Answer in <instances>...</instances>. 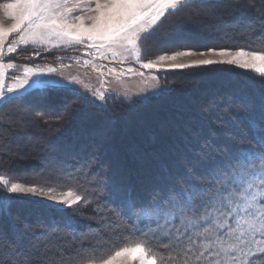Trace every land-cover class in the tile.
I'll list each match as a JSON object with an SVG mask.
<instances>
[{"label": "rangeland", "instance_id": "1", "mask_svg": "<svg viewBox=\"0 0 264 264\" xmlns=\"http://www.w3.org/2000/svg\"><path fill=\"white\" fill-rule=\"evenodd\" d=\"M194 1L207 0H189V2ZM230 1L238 6L236 0ZM7 2H11V0H0V4ZM253 5L257 6L251 8L255 10V15L253 17L247 16V20H241V17L234 14L235 6L233 7V5H225V8H231L230 11L213 8L199 13L186 12L181 17L182 20L186 19L184 22L180 23L178 21L176 25L174 24L160 31L164 37L162 43L155 41L156 39L150 41V46L156 48L155 51H152V57L148 56L147 59H143L141 54L139 61L129 53L121 54L120 49H114L117 52L115 56H113L112 51L102 50L104 55L101 56L97 49L88 48L86 44L60 43L54 47L55 41L43 45H33L32 43L27 46L20 45L16 53L9 54L7 45L17 41L21 34L20 32L12 33L5 41V56L0 58V62H11L16 65L15 68L5 69L6 85L13 83L14 78L17 76L23 78L25 67L45 70L48 67H53L56 68V71L54 73L45 71L42 75L32 77L30 84L16 93H7L5 88L7 99L0 100V105L12 97L33 90V88L52 87L49 86L50 83H67L72 90L79 92L93 104L106 106L112 103V100L133 104L161 94L168 87L162 81L164 72H185L194 68L223 65L226 68L230 67L238 71L255 73L237 65L226 63L184 69L169 68V65L174 63L192 64L194 61L203 59L216 61L226 59V57L214 54L209 49L217 51L221 49L235 51L239 48L245 50H250V48L264 49V13L257 10L259 7H264V0H253ZM220 8H224V6ZM87 14L92 15L94 13ZM85 22L91 23L87 20ZM14 23L15 20L0 9V27L7 29ZM257 30L261 34L255 37L254 31ZM181 34L185 35L181 37ZM187 45L190 47L172 49ZM208 45L211 47L204 48ZM139 46L141 48V44ZM163 48L165 50H159ZM32 49L39 51L40 54L38 56L33 55ZM60 50L66 52L57 56V61L51 59L44 64L34 63V61L45 59L48 55L46 53ZM178 51H191L195 54L180 56L174 61L165 60L159 65V71L144 69L141 66L144 62L155 60L159 55H172ZM202 52L205 54L200 55L199 53ZM129 69H132V71H129ZM220 70L209 68L206 72L209 73L208 76H215L217 80H222L226 76ZM190 74L187 78H181L180 83L186 84L191 81L193 85H197V83L207 84L201 78L196 77L201 75H197V73ZM211 89L212 91L216 90L213 87ZM98 91L105 93L107 96L105 101L98 99L96 95ZM219 99L218 104H220V107L218 104L214 106V101L211 102L213 106L210 107L205 102V97H200L196 101L188 100L191 104L189 105L191 110L199 114H196L197 117L195 116L188 122L187 136H177L179 141L184 142V145H190L189 147L186 146L184 150L174 143V135L176 134L173 132L174 128L170 123L173 114L169 115V110L156 113H154L155 111H148L146 114L137 115L133 108L128 109L129 111L121 108L118 113L114 112L113 115L108 117L109 120L119 118L120 121V126L117 129L118 133L111 135V132H113L112 126L106 125V121L101 125H91L89 122L91 113L86 116L83 111H73L74 107L71 103L59 109L55 107L52 112L51 109L49 111L38 109L29 114L25 113V108L24 110L19 108L20 110L16 109V112L14 110L12 112L8 107L6 112L11 111L13 115L10 120L11 123H15V127L18 129L26 127L25 129L28 132L24 135H18L16 138L10 137L11 140L2 146L4 154H1L2 158H0V175L10 177L12 181L24 183L26 186L43 187L45 189L54 187L57 192L72 186L79 194L81 193L80 195L86 196V201L68 208L54 203L42 192L9 195L65 212L77 220L78 225L80 222L85 224L88 222L90 230L85 229L83 231L84 229H82L77 238H72L73 234H76L72 232L76 230L67 228L63 223H60L61 227H57L50 221H44L43 223L37 221L36 225L30 226L31 230H28L26 234L27 239H22V246L18 248L17 244H13L9 245L10 248L0 249V264H22V262L23 264H84L87 258L93 257V250L99 251L100 249H103L100 256L106 258L112 247L127 239H132L130 233H134L126 216L129 212L127 205L123 204L125 202L115 204L116 199L112 198V194L114 196L117 193L116 195L124 197L125 194L131 192L132 196L137 198V202L141 200L142 202H149L154 194L161 193V191L167 193L174 185L187 187L188 184L193 182L207 183L212 170L220 166H226L233 156L230 153L232 145L234 143L244 144L249 141L247 137L240 139L244 133H238V130H245L243 127L247 126L252 120L262 123L261 120L254 117L248 120L241 119L239 114L248 111V109L244 108L243 105L241 107L235 104L234 97L232 98L228 93H223ZM262 107L263 110L264 106ZM256 108L257 106L252 105L254 110L253 112L248 111L249 114L258 117ZM182 109H184L182 113L188 112L187 114H189L187 108L183 106ZM65 110L71 114L72 111L74 112V115H70L69 118L73 121V125L68 130L65 128L66 136L70 138L71 143L78 140H82L86 144L89 142L87 146H93L90 147L89 153L76 152V150L67 151L65 146H71V143H66L65 140L62 143H60L61 141L50 143L48 138L42 136V133L54 132L59 129L43 124L45 121L50 120L48 116L67 115L64 112ZM44 111L47 115L45 117L41 115ZM155 115H157L156 118H160V121L156 123L153 118ZM262 116L264 115L262 114ZM139 120L146 123L144 125L145 129H142ZM149 120L154 123L149 124L151 122ZM199 121L206 127L204 131L199 130ZM117 124L119 125V122ZM153 124H155L158 135L155 134L154 129L152 131L147 129L154 127ZM211 126L218 129L211 132L209 131ZM247 127H250V125ZM138 132L139 135H137ZM54 134L57 133L54 132ZM77 134H80L81 138ZM144 136L147 137L144 138ZM94 142L97 143L96 146L92 145ZM86 144L80 148L84 149ZM110 145H112V148H110ZM109 148L111 151H106ZM151 148H154L155 152L147 156L146 153H149L148 151ZM74 152L78 153L79 157L73 155ZM118 157L121 158L120 163L122 165L128 166L129 163L130 169L125 170V172L115 169L114 162L116 161L114 160H117ZM167 165L169 169H167ZM186 170L190 173H186ZM118 181L125 184V187L117 185ZM185 181L188 184H185ZM130 182L132 185L129 184ZM32 214L37 215L36 211ZM59 228L66 235L62 234Z\"/></svg>", "mask_w": 264, "mask_h": 264}, {"label": "snow or ice", "instance_id": "2", "mask_svg": "<svg viewBox=\"0 0 264 264\" xmlns=\"http://www.w3.org/2000/svg\"><path fill=\"white\" fill-rule=\"evenodd\" d=\"M188 3L189 0H11L0 4V9L15 20L10 28L0 27V58L5 56L7 38L20 32L19 39L7 45L9 54L16 53L20 45L55 41L54 47L60 43L86 44L97 49L101 56L102 50L112 51L115 56L114 49H120L121 54L129 53L139 61L142 54L139 45L148 34L162 18L175 14ZM236 3L244 8L255 6L253 0ZM257 10L264 13V7ZM209 51L226 59L174 63L169 68L226 63L264 77V49ZM193 54L178 51L159 55L141 66L159 71L161 62ZM15 67L11 62H0V100L7 99L5 88L7 93H16L29 85L32 77L56 71L53 67L46 70L25 67L23 78L17 76L6 85L5 69ZM96 95L101 101L107 99L103 91ZM37 192L68 208L86 201V196L72 186L57 192L54 187L26 186L0 175V202L5 206L11 202L9 194ZM126 203L130 213L139 209L133 225L135 232L130 233L133 238L112 247L106 258L100 256L103 249L93 250V257L84 264H264V123L258 128L255 146L241 148L226 166L213 169L206 184L174 185L167 193L154 194L146 205H138L129 195ZM172 220L178 223L170 228ZM145 221L156 227L146 225Z\"/></svg>", "mask_w": 264, "mask_h": 264}, {"label": "trees", "instance_id": "3", "mask_svg": "<svg viewBox=\"0 0 264 264\" xmlns=\"http://www.w3.org/2000/svg\"><path fill=\"white\" fill-rule=\"evenodd\" d=\"M225 5L227 6L233 5L234 7L236 4H233V2L230 0H207V1H202V2L194 1V2H189L187 5L181 7V9L177 11L175 14L167 15L160 22V24H158L154 28V30L147 36V39L144 40L143 43L141 44L143 59H147L148 56H151L153 54L152 51L156 50L155 47L150 46V41L153 39H156L155 41L162 43L164 41L163 39L164 37L162 36L163 33H161L160 31L166 29V27L173 26L174 24L176 25L178 21L180 23L184 22L186 19L182 20L181 17L186 12L187 13L191 12V14L195 12L199 13L204 10L213 9V8L214 9L218 8L217 10H221V11H230L231 8L230 9L225 8L226 7ZM223 6L224 8H220ZM235 7H234V12H235L234 14L237 15V17H241L242 18L241 20L243 19L245 20L247 16L253 17L255 15V10H252L253 9L252 7L244 8V7H240L239 5L237 6V8ZM254 33H255L254 35L255 37L260 36L261 34V32L258 30L254 31ZM183 35L185 34H181L180 36L183 37ZM182 47H190V46L188 45L187 46H177L172 49L182 48ZM210 47L211 46L209 45L204 46V48H210ZM159 50L161 51L165 49L163 48ZM32 52H36V51L32 49ZM65 52L66 51L64 50L54 51L51 53L48 52L46 53V55L47 54L48 55L45 57V59L40 60V61H34V63L44 64V63L49 62L51 59H54L55 61H57L56 60L57 56L63 55L65 54ZM209 68L221 69L220 70L222 71L221 73L224 74L226 77L222 80L219 79L220 80L219 81L216 79L215 76L214 77L208 76L209 73L206 71L209 70ZM190 73H197V75L198 74L201 75V76H196V77L201 78L207 84L205 85V84L197 83V85L196 84L193 85L191 81H189L186 84L180 83V79L183 77L187 78L188 75H191ZM162 81L164 82L166 86H168L164 92H162L161 94L157 96H153L146 101H138L133 104H128L127 102H121V101H116V100H114L115 101L114 102L112 100V103H109L106 106H98L88 101L87 98H85L79 92L69 89L67 87H62V86H52V87H45L42 89H33L19 96L12 97L0 105V158H2L1 154L2 155L4 154L2 152V146L11 140L10 137L16 138L18 135H21V134L24 135L25 133L28 132L25 129L26 127L18 129L15 127L16 126L15 123H11L10 121L13 116L12 115L13 110L14 111L16 109L20 110L19 108H22V110H24L25 108L24 111L27 114L32 113L33 111H37L38 109L39 110L42 109L45 111H49V109H51L50 111L52 112L55 110L54 109L55 107L59 109L62 107H66L69 103H71V105L74 107L73 111L74 110H80V112L83 111V113L86 114V116L88 113H91V115H89L90 116L89 122L91 123V125L93 124L101 125L102 123H105L104 121H106V125L112 126L113 132H111L112 133L111 135H114V134L116 135V133H118L117 129H118V126H120V121H119V118H117L116 120H113V119L109 120L108 117H110V115H113L114 112L118 113L119 109L121 108L123 110H128V109L131 110V108H133V111L137 115L144 114V113L146 114L148 113V111H151V112L155 111L154 113H156L160 111L163 112L164 110H169V113H170L169 115L173 114L171 116L172 121H170V123L172 124V127L174 128L173 132L176 134L174 135V139H175L174 143H176V145L182 150L186 149V146L189 147L190 145H184V142L179 141V138L177 136L179 137L183 135L187 136L186 130L188 127L187 126L188 122H190L195 116L197 117L196 114H199V113H194L191 110V108L189 107V105L191 104L189 102L199 100L200 97H205V102L209 104V106L211 107L213 105L214 106L217 105L220 102L219 97H221L223 93H228L229 96H231L232 98L234 97L235 104H238L241 107L243 105V107L247 108L249 112H253L254 110L252 109V105L254 107L257 106L256 114L258 117L250 115L248 111H244L242 114H239L240 116L238 115L241 119L248 120L249 118L251 119L254 117V118L261 120L262 123H264V116H262V114L264 115V109L263 110L261 109L263 108L262 106H264V77H260L256 73H247V72L231 69L230 67L226 68V66H223V65H214L212 67L208 66V67H200L199 69H196V68L189 69L185 72H181V71L164 72ZM211 87H213L216 90L212 91ZM184 101H188V102H184ZM212 101H214L213 105L211 103ZM183 106L187 108V110L189 111V114H187L188 112L182 113V110H184L182 109ZM218 106L220 107V104H218ZM8 107H9V110H12V112L11 111L8 113L6 112V110H8ZM145 110L147 111L145 112ZM45 111L41 114L44 117L47 116L45 114ZM73 111L71 114V113H68L67 110H65L64 112L67 115L61 114V115H58V117L51 116V115H50L51 117L48 116L50 120L48 122L45 121L43 124H48L52 128L57 127L59 129L54 131L57 134H54V132L51 131V132L44 133V134L42 133V136H45V138H48V141L50 143H53V141L57 143L61 141L60 143H62L63 140H65L66 143L68 142L71 143L70 138L66 136L65 128L68 130V128L73 125V121L69 119L70 115L72 116L74 115ZM37 117L39 116L37 115ZM156 117L157 115L153 116V118L155 119L154 120L155 123L160 121V118L159 117L156 118ZM118 122H119V125L117 124ZM138 122L141 125L142 129L146 128L144 127L146 123H143L140 120ZM154 122L151 121L149 122V124L154 123ZM198 124H200L199 130L204 131L206 127H204L200 121ZM153 125L154 127H149L147 129H149V131H152V129H154L155 134L158 135L157 129L155 128V124ZM248 125H250V127H247ZM248 125L245 126L246 128L243 127V129L245 130H241V129L238 130V133H241V132L244 133L240 137V139L247 137L249 141L247 143L245 142L244 144H239V145L238 143H234L232 147L230 148L231 149L230 153L232 155L235 154L241 148L247 149L249 147L255 146L257 131L261 123L254 122L252 120L249 122ZM216 129L218 128H215V127L212 128L211 126V130L209 131L212 132V130L215 131ZM77 135L81 138L80 134H77ZM137 135H139V132L137 133ZM145 137L147 136H144V138ZM58 139L59 141H57ZM238 141H241V140H238ZM71 144H72L71 146H65L67 151L76 150V152L89 153L91 150L90 147H93V146H87L89 142L88 144H86V142L82 140H78L77 142H74ZM84 144H86V147H84V149L80 148L84 146ZM92 145L96 146L97 143L94 142ZM110 148H112V145H110ZM110 148L106 149V151H111ZM148 152L149 153H146L147 156L154 153L155 149L151 148L149 149ZM73 155L78 156V153L74 152ZM117 156H119V154H117ZM114 161H116L114 162L116 166L115 169H119L122 172H125V170L130 169L129 163H128V166L122 165V163H120V161H122L120 157H118L117 160L115 159ZM167 169H169V166L167 167ZM186 173H190V172L186 170ZM118 182L119 183H117V185H121L125 187V184L120 183V181ZM129 184L132 185L131 182ZM200 184H206V183L201 182ZM116 194H114V196L112 194V198L116 199L115 204H118V202L119 203L125 202L123 204L127 205L126 202H127L129 195H131V197L134 198L136 202L138 201L137 198L132 196L131 192H129L128 194H125L124 197H120L119 195H116ZM10 197H11V202L7 206H5L2 202H0V249L1 248L5 249L8 247L10 248L9 245H13V244H17L16 246H18V248L22 246V241H23L22 239L24 240L25 238L27 239L26 234L28 230H31L30 226L36 225L37 221H39L40 223H43L44 221H50L53 224H55V226L57 227H61L60 223H63L67 228H72L76 230L75 232H72V233H76V234H73L72 238L74 237L77 238L79 236V233L82 232V229H84L83 231H85V229L90 230L88 226L89 224L88 222H86L87 224H85L84 222L83 223L80 222V224L78 225L77 220H75L71 215L65 212L52 209L48 206H41V205H38L26 199L14 197V196H10ZM148 203L149 202L147 201L142 202V200L140 202H137L138 205H146ZM35 211L37 215L34 216L32 212H35ZM136 212H139V209H137ZM136 212H133V213L128 212L126 215L133 232H135V227L133 225L136 224ZM160 223L163 224V220H161ZM177 223H178L177 220H172L171 223L168 225V227L171 228L177 225ZM145 224L150 225L153 228L156 227L154 223H151L149 221H145ZM60 231L62 234L64 233L66 235V233L63 230H60Z\"/></svg>", "mask_w": 264, "mask_h": 264}, {"label": "crops", "instance_id": "4", "mask_svg": "<svg viewBox=\"0 0 264 264\" xmlns=\"http://www.w3.org/2000/svg\"><path fill=\"white\" fill-rule=\"evenodd\" d=\"M56 69V68H55ZM49 86H65V87H69L71 88V86L69 84H60V83H50ZM45 87H48V86H45ZM45 87H42V88H45ZM33 89H41V88H33ZM72 89V88H71ZM30 91V90H29Z\"/></svg>", "mask_w": 264, "mask_h": 264}, {"label": "bare ground", "instance_id": "5", "mask_svg": "<svg viewBox=\"0 0 264 264\" xmlns=\"http://www.w3.org/2000/svg\"><path fill=\"white\" fill-rule=\"evenodd\" d=\"M65 186V185H64ZM84 190V189H83ZM81 194V193H80Z\"/></svg>", "mask_w": 264, "mask_h": 264}]
</instances>
